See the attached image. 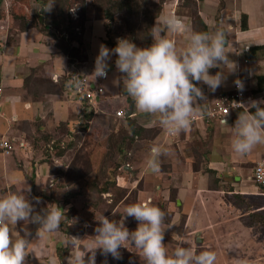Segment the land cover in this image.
Masks as SVG:
<instances>
[{
	"label": "rangeland",
	"instance_id": "obj_1",
	"mask_svg": "<svg viewBox=\"0 0 264 264\" xmlns=\"http://www.w3.org/2000/svg\"><path fill=\"white\" fill-rule=\"evenodd\" d=\"M43 1L45 0H0V66L4 63L6 65L11 57L18 55L15 50L20 42V33L30 39L31 46L37 44L36 40L39 41L43 54L53 62L52 66L45 63V66L31 67L38 60L35 57L36 60L31 62V65L15 66V72L11 74V77L24 76L26 83L20 94L22 101L38 100L41 103L38 117V112H34L30 117L23 118L28 112H25L22 101L16 104L18 119L13 120L16 122L8 123L0 117V140L5 137L15 143V149L11 152L0 147V198L30 187L31 193L25 192V195L30 200L34 197L41 199V203L36 205L37 211L48 206H59L64 213L60 228L52 233L53 243L57 242L59 246L70 236H76L80 239L78 243L82 248L93 242L92 236L95 235L97 226L96 216L105 215L114 221H120L122 217L119 213L129 204L149 203L165 212L164 243L171 254L177 247V135L173 138L166 134L164 136L156 120L154 130L152 128L148 133H139V138L131 137L127 119L115 117L116 111L124 109L128 104L122 94L123 86L121 83L119 86L114 83L121 76L116 70L115 55L109 61L110 76L103 82L105 90L101 94L100 102L91 103L85 99L81 104L76 103V100L69 97L71 94L69 95L68 91L72 88L68 91L65 89L70 78L76 81L74 75L79 71L87 72L89 78L94 77L92 73L100 46L106 45L112 49L106 40L117 43L118 39L126 38L138 47H146L140 36L144 37L143 33L149 29L146 13L155 11L157 4L161 5L158 17L170 15L169 9L175 4L179 7L178 11L186 13L192 22L194 7L185 5V2L192 0H179L178 4L177 0H66L68 3L65 8L61 5L65 3L62 0H52L49 19L59 12L65 16V21L73 22V33H61L56 30V34L73 47L82 48L86 59L76 62L68 60L69 57L59 49L52 35L47 33L49 30L41 29L43 24L40 25L37 15L44 7ZM194 2H197L195 10L199 9V0ZM156 19L153 24L151 22L150 29L154 27ZM59 20H63V17ZM31 27L35 29L30 30ZM27 32L29 36L32 32L36 33L29 38ZM161 35L175 39L166 31ZM134 36L138 38L134 40ZM73 37L75 39L72 41ZM22 41L24 46V37ZM228 55L230 59L236 60L235 55ZM71 64L75 65V68L71 69ZM53 67L54 71L60 72L57 75L58 78L60 76L59 79L51 72L50 68ZM69 68L72 74L68 77L71 71L66 70ZM8 89L4 92L7 93ZM65 101L67 104L64 105ZM5 107L9 106L4 104L0 108L1 111ZM59 108L63 110L62 119L67 118L66 121H62L61 114L57 113ZM132 118L136 120V127L146 120L139 116ZM5 131L7 133H3ZM157 135H160L161 139L156 145L168 148L170 154L161 157L158 173H142L147 169V151L154 145L150 139ZM20 142L26 145L22 147ZM21 152L23 157L19 159ZM196 153L194 147V156L197 157ZM39 167L40 174L43 173L44 177L46 175L40 181L36 173ZM15 170L23 174L25 182L18 185L16 181L12 183ZM105 186L108 190L103 191ZM262 192L252 206L261 223L252 228L255 239H264V189ZM180 218L183 219V215ZM125 226L132 231L137 228L138 222L129 217L125 220ZM17 227L12 228L14 237L19 238L18 230L21 237L25 231H30L34 233L32 239L37 225L21 222ZM252 232L247 230L242 233L246 242V256L256 254V249L259 248L258 244L249 242ZM129 248L131 251L121 248L120 260L113 259L111 255L105 257L98 250L96 264H142L140 256L136 253L138 250L131 244ZM62 251L65 257L59 258L58 264H67L66 258L70 250L62 248ZM28 264L40 262L30 256Z\"/></svg>",
	"mask_w": 264,
	"mask_h": 264
},
{
	"label": "clouds",
	"instance_id": "obj_2",
	"mask_svg": "<svg viewBox=\"0 0 264 264\" xmlns=\"http://www.w3.org/2000/svg\"><path fill=\"white\" fill-rule=\"evenodd\" d=\"M52 6H47L44 11H50ZM164 31L175 37L183 36L188 28L174 14L157 17L151 29L153 42L150 46L138 47L126 38L118 39L112 49L101 45L92 75L96 79H107L109 61L115 55L116 70L121 76L114 83L119 86L122 81L123 89L131 97L135 109L158 117L160 127L175 136L191 128L193 117L200 110V101L206 100L198 84L203 83L211 92H215L226 82L225 70L230 74L235 73L237 65L226 51V34L223 30L192 31L183 48H178L176 39L161 35ZM213 68L221 71L212 74L210 69ZM234 83L238 90H244V83L239 77ZM262 104L264 101L253 100L248 105L236 103L232 106L243 109L231 126V148L235 153L247 155L256 146L264 145ZM223 123L228 124L226 119ZM169 154L168 148L152 145L146 161L147 169L158 173L161 157ZM25 192L31 193V188L0 198V264H28L30 256L40 264H58L55 254L49 253L42 258L35 249L29 248L33 241L30 231H25L20 238L13 236L12 228L23 222L37 225L34 240H44L60 228L64 219L59 206H48L37 211L36 205L41 203V199L34 197L30 200ZM119 214L122 217L120 221L105 215L96 216L97 226L90 245L82 248L76 236L65 239L64 247L70 250L67 264H96L98 250L105 257L111 255L113 259L120 260L121 248L131 251L129 244L138 250L136 253L142 264H214V252L193 251L190 246H184V241H179L172 253H168L164 243L165 212L160 207L133 203ZM129 217L138 222L135 230L130 231L125 226V220Z\"/></svg>",
	"mask_w": 264,
	"mask_h": 264
},
{
	"label": "crops",
	"instance_id": "obj_3",
	"mask_svg": "<svg viewBox=\"0 0 264 264\" xmlns=\"http://www.w3.org/2000/svg\"><path fill=\"white\" fill-rule=\"evenodd\" d=\"M198 6L199 13L208 26L209 31L219 28L224 30L228 37V42L225 45L226 51L229 52L228 54L236 56L234 58L236 60L233 61L237 65V70L231 74L225 70L226 82L215 92H211L207 85L203 83L198 84L204 91L206 100L200 101L202 104L199 112L194 116L195 119H193L191 128L177 135V246L179 241H184V246H190L193 251L199 252V249L212 251L216 256L215 264H264V239H255V235L253 236L252 232L253 227L261 225L255 214L256 210H253L252 206L255 200L262 195L263 189L257 186L253 180V169L256 163L264 157V145L256 146L247 155L235 153L231 148V126L234 125L238 113L242 109L237 112L234 111L226 118L228 124H224L221 117H211L208 114L209 106L218 96L234 90V81L238 77L243 81L244 87L251 96V100L247 102V105L253 100L264 101V82L262 83L263 89L259 87L258 83L259 76H264V0H201ZM178 8L175 4L174 6L171 5L169 12L170 15L174 14L181 18L188 28V31L183 36H175L178 48H183L187 44L188 36L193 31V24L189 19L190 17L186 13H182V11H178ZM243 15L247 16L248 27L246 29L242 27ZM34 29L30 28V30ZM35 33L32 32L30 36L28 33L29 38L33 37L32 35ZM23 37L26 42L24 46H22ZM19 40V45L16 50L14 49L18 55L11 57L6 65L4 63L0 66V84L3 87V95L0 97V108L4 104L11 107V109L5 107L2 111L0 109V117L4 118L8 123L18 119L16 104L22 101L20 94L25 87L24 76L11 77V74L15 72L14 67L17 65H31V62L36 60L35 57L38 60L31 67L45 66V63L51 64V66L53 64L46 57V54H43L44 51L41 50L39 41L36 40L37 44L31 46L29 45L30 39L21 33ZM254 46L260 47L257 52V58L247 59L248 51ZM246 59L248 61H245ZM72 67L75 68L71 64V69ZM71 69L69 68L66 71L70 72ZM50 70L54 72L56 77L60 74V72L54 71V67L50 68ZM218 71H221V69H210L212 74ZM71 74L72 71L68 77ZM59 78L57 77V79ZM72 79L70 78L68 82L71 85H66L65 90L68 91L69 88H72L68 91L71 96L68 94L67 96L74 101L76 100V103L79 102L81 104L86 100L78 94L75 82ZM6 88H9L7 93L4 92ZM124 97L128 102L124 108L127 112L131 110L132 115L130 116H139L146 119L141 125L147 128L146 132L148 133L154 127L155 121H158V117L138 112L133 101H128V95L124 94ZM100 101L101 98H99L98 102ZM22 102L25 112H28L26 116L23 115V118L30 117L34 112H38L36 117L39 116L40 101L27 100ZM65 104H67L66 101L64 102ZM57 113L61 114V119L64 117L62 116L64 114L62 109L59 108ZM66 119L63 118L62 121H66ZM14 122L16 121H13L12 124ZM6 131L3 133H7ZM161 132L164 136L165 134L167 135L165 130ZM137 138L139 137L137 136ZM152 139L150 141H153V144H158L161 136L157 135ZM194 147L197 151V157L194 156ZM22 153L19 154V159L23 157ZM149 153L150 149L147 151V155ZM5 168L6 165H4V170ZM38 170L36 173L38 181H40L46 175L44 177L42 172L40 174V167ZM148 171L145 168L142 173H147ZM15 175L16 178H14ZM22 175L15 170L11 179L12 183L16 181L18 185L25 182L26 178ZM8 179H10L9 174ZM218 180H221V182H217ZM182 215L183 219L180 218ZM247 230L252 232L249 242L259 245V248L256 249V254L249 256L245 254L247 249L244 243L246 242L242 238V233ZM18 236L19 238L21 237L19 230ZM32 239L33 241L30 243L29 248L35 249L37 255L43 258L47 254L53 253L58 260L61 258L58 247L60 246L62 250V248H65L63 247L64 244H62L63 246H57V242L53 243L52 234L48 235L44 240H34L35 235ZM61 253L62 255L64 254L63 251ZM247 258L250 262L246 260Z\"/></svg>",
	"mask_w": 264,
	"mask_h": 264
},
{
	"label": "trees",
	"instance_id": "obj_4",
	"mask_svg": "<svg viewBox=\"0 0 264 264\" xmlns=\"http://www.w3.org/2000/svg\"><path fill=\"white\" fill-rule=\"evenodd\" d=\"M46 1V2H45ZM43 1L44 7L41 9L40 12H38L37 18L39 20V23L41 25V23L43 24V28H41L42 30L45 28L47 30H49L47 33L51 34L52 37L55 39L56 45L59 47V49H61L62 52H64V54H66L69 57V60L71 62H76V61H82L85 60L86 57L83 54L82 48H75L72 45H70L68 42H66L64 39H62L60 36H57L56 34V30L60 31L61 33H73L72 31V20H70L69 22L65 21V16H63V14L61 15L59 12L58 14L55 15V17H53L51 20L49 19L50 13L49 11H44V9L49 6V4H52V0H45ZM201 1V0H199ZM62 2L65 3H61V5L63 6V8L66 7V4L68 3L66 0H62ZM185 5L194 7V14L191 17L192 18V24H193V31H199V32H208V26L206 25V23L204 22L203 18L201 17L200 13H199V9L195 10V5H197V2H194V0L192 1H187L185 2ZM161 5L157 4L155 7V11H148L146 13V20H148V25L147 27L149 28L146 32L143 33V35H145L144 37H141V40H143L147 46H150L151 43L153 42V38L151 36V30L150 29V25L151 22L153 24V21L160 15V11H161ZM164 6V5H163ZM165 7V6H164ZM162 9H164L162 7ZM163 11V10H162ZM60 17H63V20H59ZM56 18V19H55ZM50 21V22H49ZM64 25V26H63ZM41 27V26H40ZM242 27L244 29H246L248 27V23H247V16L243 15L242 18ZM220 30H222V28H219ZM45 31V30H43ZM224 31V30H223ZM138 37L134 36V40L137 39ZM75 39V37L72 38V41ZM77 41L81 42L80 39H77ZM228 42V37L226 35V44ZM106 43L108 45H110L112 48H114L116 46L117 43L115 42H110L109 40H106ZM259 46H254L251 47L250 50L247 53V59H256L257 58V52L259 50ZM116 58V56H115ZM45 80V78L43 79ZM264 82V76H259L258 78V83H259V87H261V89H263L262 87V83ZM26 83V82H25ZM121 85H122V81H121ZM123 86V85H122ZM122 93L127 95L126 91L123 89ZM80 95V94H79ZM81 96V95H80ZM129 100L132 101L131 97H129ZM252 111H255V109H252ZM127 119L128 122V126L130 128V134L131 137L134 136H141L139 135V133L141 132H146V127L140 125L138 127H136V120H134L135 118H132L131 116L125 117ZM103 191L108 190V187H103L102 188ZM34 233H32L33 235ZM61 247H58V252L61 255V257H65V255H62L61 253Z\"/></svg>",
	"mask_w": 264,
	"mask_h": 264
},
{
	"label": "built area",
	"instance_id": "obj_5",
	"mask_svg": "<svg viewBox=\"0 0 264 264\" xmlns=\"http://www.w3.org/2000/svg\"><path fill=\"white\" fill-rule=\"evenodd\" d=\"M179 0H177L178 4ZM245 61H248L247 59ZM75 66V65H73ZM109 76V72H108ZM75 88L78 94H81L83 98L88 100L91 103H98L100 95L104 92V83L106 79L100 78H89L87 72H77L74 75ZM3 95V87L0 84V97ZM251 100V96L248 94L247 89L244 87V90L241 92L237 89L236 85L233 91L225 92L218 96L208 108V114L211 117L219 116L221 120L224 121L229 115H231L234 111H239L242 108H232V106L236 103H240L243 105H247V102ZM243 110V109H242ZM126 109H119L116 111L115 117H126ZM193 119H195L193 117ZM167 133V132H166ZM168 136L173 137L167 133ZM21 146L26 145L24 142L19 143ZM0 147L6 150L7 152H11L15 149V143L11 142L9 139L3 137L0 140ZM253 180L256 185L264 188V157L261 158L253 169Z\"/></svg>",
	"mask_w": 264,
	"mask_h": 264
},
{
	"label": "water",
	"instance_id": "obj_6",
	"mask_svg": "<svg viewBox=\"0 0 264 264\" xmlns=\"http://www.w3.org/2000/svg\"><path fill=\"white\" fill-rule=\"evenodd\" d=\"M131 114V110H128V112H127V116H129Z\"/></svg>",
	"mask_w": 264,
	"mask_h": 264
}]
</instances>
